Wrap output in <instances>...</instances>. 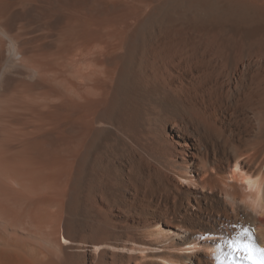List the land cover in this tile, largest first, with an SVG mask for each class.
<instances>
[{
	"label": "bare ground",
	"instance_id": "6f19581e",
	"mask_svg": "<svg viewBox=\"0 0 264 264\" xmlns=\"http://www.w3.org/2000/svg\"><path fill=\"white\" fill-rule=\"evenodd\" d=\"M258 191L264 0H0V264H249Z\"/></svg>",
	"mask_w": 264,
	"mask_h": 264
},
{
	"label": "snow or ice",
	"instance_id": "6c2138e0",
	"mask_svg": "<svg viewBox=\"0 0 264 264\" xmlns=\"http://www.w3.org/2000/svg\"><path fill=\"white\" fill-rule=\"evenodd\" d=\"M234 171L241 172L239 163L234 167ZM245 183L249 185V190H251L252 181L246 180ZM243 235L249 236V240H232L229 241V246L234 252L243 253L244 258L249 262V264H264V247L258 246L251 238L250 233L247 229L244 230Z\"/></svg>",
	"mask_w": 264,
	"mask_h": 264
},
{
	"label": "clouds",
	"instance_id": "9594fccd",
	"mask_svg": "<svg viewBox=\"0 0 264 264\" xmlns=\"http://www.w3.org/2000/svg\"><path fill=\"white\" fill-rule=\"evenodd\" d=\"M260 199H261V194H260V192L258 191V192H257V199H256V201L253 202V201L249 200V203H252V205H253V207H252V211L259 212L260 209H261L262 207H264V205H261V203H260ZM241 202L243 203V201H241Z\"/></svg>",
	"mask_w": 264,
	"mask_h": 264
}]
</instances>
